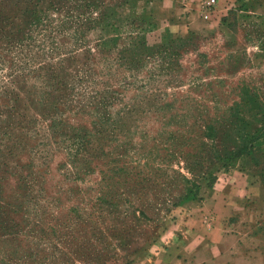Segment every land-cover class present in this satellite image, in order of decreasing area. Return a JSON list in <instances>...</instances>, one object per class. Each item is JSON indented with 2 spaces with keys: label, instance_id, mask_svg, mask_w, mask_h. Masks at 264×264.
<instances>
[{
  "label": "rangeland",
  "instance_id": "obj_1",
  "mask_svg": "<svg viewBox=\"0 0 264 264\" xmlns=\"http://www.w3.org/2000/svg\"><path fill=\"white\" fill-rule=\"evenodd\" d=\"M102 1L115 7L120 0ZM50 2L52 5L41 6L48 15L41 26L30 28L31 31L29 25L22 28L19 38L27 33L32 36L26 42L28 48L20 50L24 54L9 47L0 50V117L7 123H16L13 130L17 137L13 141L7 137L0 140V186L20 193L15 199L21 211L12 218L15 223L25 219L24 232L34 224L52 226L64 218L70 219V212L75 209L84 221L89 215L97 219L112 210L104 204L94 207L105 188L106 173L116 175V181L121 182L119 176L139 173L140 168H135L146 162L139 158L168 153L167 162L153 163L156 174L152 179L158 181L144 185L147 196L137 204L136 214L130 208L127 213L120 210L115 222L106 218L96 236L86 239L91 241L93 250L90 261L72 259L73 264H120L116 259L127 257L134 261L132 264H143L155 251L166 247L168 232L200 201L190 198L173 207L170 199L179 197L183 186L179 175L202 184V190L207 188L203 181L206 177L196 172L198 164L192 172L185 159H200L195 156L203 154V143L211 145L201 137L209 119H226L231 107L237 103L245 105L249 99L250 110L245 118L251 121L256 111L253 105L264 106V16L252 11V0H196L195 6L189 8L178 2L174 10L161 5L164 1L156 2V6L140 0V15L144 11L150 15L155 5L154 25L145 26L144 32L124 27L119 33L105 35L91 24L90 18L95 14L81 7L83 0ZM208 2L211 6H207ZM220 5L226 10L225 17L218 19L210 10ZM204 9L207 12L202 15ZM129 10L119 11L124 15ZM191 12L198 15L192 18L189 28ZM136 34L148 46L161 48L144 62L135 60L134 65L135 46L130 37L136 38ZM116 36L118 41H109ZM25 53L31 57V64ZM40 68L59 75L62 87L58 89L66 94L59 100L58 108L53 104L41 107L34 100L33 92L43 82L36 77ZM17 73L22 74L23 90L12 83ZM75 75L78 78L73 82ZM243 87L248 89L247 94ZM12 88H17L22 99L17 105L10 96ZM20 113L25 116L23 119H18ZM9 114L15 118H8ZM53 115L62 122L55 130L50 120ZM173 132L175 135L168 139L166 134ZM167 142L172 145L170 151H161L159 144L167 147ZM246 161L242 159L227 168L214 165L209 173L217 180L225 173H244L261 182L264 195V185L257 175L262 167L247 165ZM257 188L260 187L252 188V193ZM1 199L2 194L0 202L4 204ZM141 211L147 214L146 218ZM90 229L82 230L91 234ZM17 231L20 233L21 228ZM64 232L63 229L60 235L62 242L54 240L58 241L54 242L57 250H53L57 254L65 250ZM20 239H26L23 233ZM137 239L146 240L144 246L129 254L128 250L135 247L130 241ZM32 241L30 248L40 257L51 252L43 240L40 245L39 238L32 237Z\"/></svg>",
  "mask_w": 264,
  "mask_h": 264
},
{
  "label": "trees",
  "instance_id": "obj_2",
  "mask_svg": "<svg viewBox=\"0 0 264 264\" xmlns=\"http://www.w3.org/2000/svg\"><path fill=\"white\" fill-rule=\"evenodd\" d=\"M138 1L140 0H120L118 6L109 7L106 6L102 0H83L84 4L81 7H85L89 12L91 11V15L92 13L95 14V16L90 18L92 22L91 24H93L94 27H97L102 34L119 33L124 27L144 32L145 26L150 27L154 25L153 6L151 7L150 15H147L145 11L140 15L137 13ZM144 1L145 3L156 4V2H161L163 0ZM47 3L51 4L50 0H0V50H5L6 47H9L8 49L11 51H19V53L24 54V52L20 50H26L28 48L26 42L32 39V36L30 33L25 34L23 39L18 36L21 34V30H24L22 29L24 25H29V29L42 25L43 20L46 19L48 15L45 11H42L41 6L45 4L47 5ZM121 8L130 9V13L122 15V12L119 11ZM15 28H19L20 30L15 32ZM31 29L28 31H31ZM130 38L134 41L133 45L135 46L132 50L134 54L132 63L134 65L135 60L140 62L143 60L145 61L147 58L155 55L157 49L161 48L148 46L141 35L138 34H136V38ZM118 40L119 37L117 36L113 39H109L111 42ZM104 44H106V42H104ZM164 48H166L165 45L163 46V49ZM25 56L30 60L31 64V57L26 53ZM68 60L76 61L74 58H69ZM54 67L55 70H57V66L54 65ZM48 69L50 70V68ZM59 69H62V66H60ZM36 73V77L42 79L43 82L39 90L33 92L35 93L33 94L34 100L37 101L38 105L41 107L53 104V107L58 108L60 105L59 100L62 101L66 94V92H64L65 90L62 91L58 89L59 87H62V85L60 86L59 75L45 73V68H40ZM84 73L86 77L89 76L87 70H85ZM13 77V85L19 87V90H23L24 86L21 85L22 74L17 73ZM72 78L73 82H75L78 76L75 75ZM81 80L79 81L80 83ZM243 90L247 94L248 89L243 87ZM11 91L10 96L12 102L17 105L22 99L20 100L18 97L19 94L17 88H12ZM242 106L245 108L242 109ZM261 108L253 105V109L256 111L253 114L252 120L250 121L248 118L246 119L245 116H248L250 110V101L249 99H246L245 105L237 103L236 107H231L226 119H220L217 121L213 117L206 123L205 130L202 132L201 137L205 140H209L211 145H207L206 142L203 143V154L200 152L195 156L196 159L200 158L197 159L198 161H192V159H185V161L190 162L192 172L196 169L194 165L198 164L199 169L196 172L209 178H203L207 187L212 188L217 180L212 173H209L214 165L227 168L242 159L247 160V165L252 164L257 168L262 167L261 173H257V175L260 177L262 184L264 185V106ZM24 117L23 113H20L18 119H23ZM8 118L13 119L15 117H13L12 114H9ZM50 120L53 123L52 129L55 130L61 126L62 122H59L55 115H53ZM15 125L16 123H7L0 117V140L3 141L5 137H7L9 141L16 140L17 137H15L13 130V128L16 127ZM173 133L166 134L168 139L175 135V133ZM166 144L167 147H163L161 143L159 144V146H161V151H170L172 145L168 142L165 143V145ZM205 146L208 147V152L206 151ZM177 154H179V152H176V155ZM161 156L162 154L157 152V155L153 156L152 154H149L146 155V157L139 158V161L146 160L143 164L139 163L135 168H140L139 173H126L125 177H123V175L119 176L118 178L121 179V182L116 181V175L111 176L108 175L109 173H106L103 179L105 188L101 189V195L98 197V202L94 207L98 208L101 204H104L105 208L111 207L112 210L108 214H103L97 219H94L92 218V215H89L88 219L84 221L82 216L77 213L78 210L75 209L70 212V216H72L70 219L64 218V221L58 222V224L52 226H42L44 223L42 225L34 224L24 232V227H22V225L24 224L25 219L22 218V221L17 220L18 222L16 221L15 223V220L12 218V216L19 215L21 211V208L15 199L20 193L17 190L6 191L0 186V194H2L1 201L4 203L2 204L0 202V264H73V257H75V259H83L84 261L89 262L93 250L90 249L89 244L91 241H87V237L90 235L93 237L96 236L99 228L101 229L107 219L111 220V222L117 221L119 218H117V216L119 215L120 210H124V213H127L128 209L132 208L134 209L133 214H136L138 211V208H136L137 204L139 205V202H142L144 197L147 196L145 190L148 189H143L144 185L157 183L158 181L152 179L156 174L153 163L158 160L167 162L170 155L167 153V155L164 154L162 157ZM178 180L183 186L179 193V197H172L170 199V202L171 200L173 202V207H177L179 204L190 198H199V200H202L200 197L203 189L202 184H198L196 181H192L183 175H179ZM22 185L23 182H21L19 189H21ZM4 192L7 193L6 196L4 195ZM124 197L126 199H124ZM132 199H135L136 201L133 202ZM9 200H12L11 203L8 202ZM140 213L142 217L146 218L147 214L144 211H141ZM100 222L101 226L99 225ZM19 227L21 228L20 233L17 231V228ZM84 227L85 229L86 227H90L91 234L90 231H83L82 229ZM69 228L71 231H69ZM63 229L65 230L63 235L66 236L64 239L65 244L63 246L65 250H62L57 254L53 251L58 248V246L54 244V240L56 239L62 242L60 235H62ZM22 233L26 237V241L20 239ZM141 234H139V236H141ZM32 237L39 238L38 245L41 244L42 240L45 245L49 244L52 249L51 252H48L43 258L40 257L34 249L30 248L31 244H33V241L31 242ZM145 241L146 240L144 239L130 241L135 247H132L133 251L129 249L128 251L131 252L128 253H135L137 249L144 246ZM53 245H55V248ZM96 258L97 257H95V259ZM117 261H119L120 264H132L134 262L133 260L127 259V257L124 259L117 258L116 262Z\"/></svg>",
  "mask_w": 264,
  "mask_h": 264
},
{
  "label": "crops",
  "instance_id": "obj_3",
  "mask_svg": "<svg viewBox=\"0 0 264 264\" xmlns=\"http://www.w3.org/2000/svg\"><path fill=\"white\" fill-rule=\"evenodd\" d=\"M163 1L159 3L163 2L161 5L165 8L174 10L178 2L186 3L189 8L195 6L196 0ZM252 1V11L264 16V0ZM206 10L201 14L204 15ZM223 10H226L224 5H220L210 11H214V16L219 19L225 17ZM197 15L191 12L187 23L189 28H192V18ZM222 25L225 28L223 22ZM256 185L260 188L252 193ZM200 197L202 200L194 203L168 232L164 239L166 247L145 258L143 264H264V195L261 182L244 173H225L219 176L212 188L202 190Z\"/></svg>",
  "mask_w": 264,
  "mask_h": 264
},
{
  "label": "built area",
  "instance_id": "obj_4",
  "mask_svg": "<svg viewBox=\"0 0 264 264\" xmlns=\"http://www.w3.org/2000/svg\"><path fill=\"white\" fill-rule=\"evenodd\" d=\"M207 6H211V2H208V3H207Z\"/></svg>",
  "mask_w": 264,
  "mask_h": 264
}]
</instances>
